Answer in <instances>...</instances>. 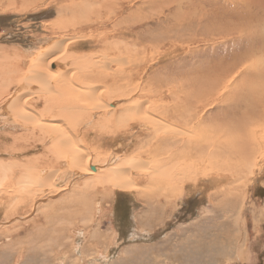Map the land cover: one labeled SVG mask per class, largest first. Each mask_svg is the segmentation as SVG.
I'll return each mask as SVG.
<instances>
[{
    "label": "rangeland",
    "instance_id": "374dc122",
    "mask_svg": "<svg viewBox=\"0 0 264 264\" xmlns=\"http://www.w3.org/2000/svg\"><path fill=\"white\" fill-rule=\"evenodd\" d=\"M15 1L8 6L5 0H0V93H4L0 99L10 97L3 99L5 105L0 108V161L13 172V180H7L4 189L0 187V264H264V154L255 153L257 161L250 174L244 169L245 159L254 151L240 139L243 123L264 129L260 125L264 122V19L256 11V3L212 0L211 5H199L187 0L181 3L180 0H92L89 10L86 6L82 10L78 7L63 14L59 6L69 0H43L40 5ZM107 5L122 13L111 14L110 21L95 22L99 17H110ZM249 8L251 13L237 16V10ZM207 9L209 15L203 14ZM118 20L123 29H111L108 36H103L105 28ZM251 22L258 32L255 37L245 35ZM230 24L238 28L237 33L222 35L219 28ZM59 37L73 39L74 48L67 53L75 57L66 64L57 60L58 69L68 72L62 83L68 85L72 80L70 87L80 98L78 104L87 105L88 113L95 109H89L92 101L78 85L81 72L76 68L99 66L97 60L105 57V68L126 65L127 70L107 83L103 76L97 83L100 87L108 86L110 90L117 83H124L131 89L140 85L151 98L157 91L162 97L158 108L166 109L170 122L179 125L176 120L183 121L189 114L184 128L197 134L199 128L210 133L200 144L192 137L183 136L176 142L191 139L192 154L185 150L191 171L181 194L172 197L170 204L163 202L167 203L168 211L160 219L152 218V214L159 216V207L145 192L135 188L112 190L108 185L86 189L84 178L78 182L72 180L78 178L69 172L70 162L59 158L60 152H64L63 143L55 144V141L59 135L88 129L86 123L74 117L78 116L73 115L74 111H66L64 116L53 119L52 124L36 126L39 132L44 131L33 137V124L27 113L45 111V87L37 82H23L22 76L29 58L39 50L44 52L45 65L48 51L53 47L51 39ZM222 74L226 75L223 83H235L234 100L223 86L214 90L213 82L220 83ZM52 83L55 85V80ZM62 89H55L54 94L58 95L51 105L59 107L72 101L75 104H70L77 106V100H73L76 98L61 93ZM102 91L99 89L98 93ZM12 95L19 96L16 102L12 101L16 97ZM236 103L240 108L237 112ZM250 103L254 104L253 115L250 107L244 116L242 110ZM151 105L154 108L153 101ZM228 109L232 113L226 112ZM134 121L133 118L121 121L118 130L116 123L102 121L98 128L87 133L88 142L81 141L91 152V161L104 165L112 158L147 160L139 156L148 150L146 140L153 137V130L145 122ZM56 123L59 126L53 127ZM10 131L18 138L16 141L8 136ZM46 132L56 134L54 142H40ZM96 132L107 137L108 142L92 143L90 138ZM256 137L262 139L264 133L258 132ZM152 143L157 145L156 141ZM36 144L38 149H31ZM221 151L224 155L215 161L211 154ZM37 155L47 164L41 169H56L49 181L70 184L68 188L53 192L45 183L44 189L32 186V193H26L21 187L13 186L23 168L24 173H30ZM133 169L126 171L135 174ZM232 186L242 196L240 200L237 194L239 202L234 207L231 191L226 197L216 194ZM229 207L235 209L229 220L235 222L240 218L239 235L234 236L231 230L216 242L211 239L207 243L202 236L212 221L206 218L218 215L214 209L229 210ZM225 219L223 215L219 221Z\"/></svg>",
    "mask_w": 264,
    "mask_h": 264
},
{
    "label": "bare ground",
    "instance_id": "6f19581e",
    "mask_svg": "<svg viewBox=\"0 0 264 264\" xmlns=\"http://www.w3.org/2000/svg\"><path fill=\"white\" fill-rule=\"evenodd\" d=\"M5 1L7 2L8 6H12L14 5V3H17L15 0H8V1L5 0ZM27 1L35 2L37 3V5H40L41 1L43 0H27ZM91 1L92 0H78V1L69 0L66 3H63L59 6V11L60 13L64 14V13L76 11L78 7H80L79 10H82L85 6L86 9L89 10L92 7ZM182 1L184 0H180L179 3H181ZM187 1L190 4L193 3L196 4V2H198L199 5H204L205 3H207L206 5L212 4V0H187ZM215 1L218 2L219 0H215ZM235 1L236 0H233V2ZM252 1L256 3L255 4L256 11H260L264 19V0H252ZM46 6L48 5L45 4V7ZM219 6L224 8L223 5H219ZM106 9L108 10L107 14L110 17L106 19H102V17H99L100 20H96L95 22L102 20L110 21L112 18L111 14L116 13V16H118L122 13V10H117V12L112 10L111 5H107ZM242 12L251 13L252 10L250 8L245 11L237 10L236 12L237 16L240 17ZM131 14L132 12L128 13V15L130 16ZM203 14L209 15V10L207 9L206 11L203 12ZM201 18L203 19L204 16H202ZM121 20H128V19H121ZM120 25H121V21L118 20L109 27H106L105 31L103 32V36H108L111 29H116L117 31L123 29L122 27H120ZM241 25H243V23L240 24V26ZM230 26L231 24L228 26L220 27L219 28L220 33L222 35H230V34L232 35L233 34L232 32L237 33L238 28L230 27ZM254 27L255 24L251 22V26L247 28V32L245 35H251L255 37V35H257L258 32L255 30ZM80 31H82V27ZM74 38H76L75 35ZM51 40L53 41L51 43L53 47L50 48L48 51L50 55L46 60L45 65L43 59L44 52L39 50L38 53L33 54V56L29 58V61L26 65L27 69L24 70L22 76V78H25L23 82H37L43 84L45 87L44 98H43V100L45 101L44 102L46 108L45 111L43 113L41 112L36 113L35 111H31L32 113H27L33 124L32 125L34 129L33 137L38 136L42 131H44L42 130L41 132H39L36 126L43 127L45 125V122L52 124L51 121L53 119H56L60 116H64L66 111H71V112L74 111L75 114L73 115H78L74 117L75 118L78 117L80 119V120L78 119L80 123H86L85 126H87L88 128L86 131L82 132L80 130L77 133L78 131L77 130L71 133L70 135L65 133V136L59 135L57 138L54 132L52 134L51 132H46L43 134V137L40 142L44 143L45 140L54 142L56 138L55 144L63 143L64 152H60L59 158L60 160L63 159L67 162H70L69 172H73V175L76 176L75 178H78V179L73 178L72 179L73 181L77 180L78 182L80 178H84L83 188L90 189L91 187L97 185H108L109 187L112 188V190L113 189L133 190V188L138 189L140 190V192L143 193L145 192L146 194L150 195V198L156 202V205H158L159 207L158 208L159 216L156 215V217L155 216L153 217L152 214V218L155 219L158 217L157 219H160V217L165 212L168 211L166 205L167 203H163V202L169 203V201H172V197L181 194L183 187L185 185L184 182L185 180H187L186 176L191 171V163L187 161L186 159L187 154L185 153V150H189L191 152H189L188 154H192L193 143L191 139H189L187 142H183L180 144H176V142L178 141L179 137L183 136L188 138L192 137L200 144L202 140L205 139L204 136L207 137L210 135V133H204L199 128L198 129L199 133L197 134L192 130H187L186 128H184V126L188 125L189 119L187 118V116H189V114L184 116L185 118L183 121L176 120L179 123V125L175 121L170 122L171 120L169 119L166 109H164V107H163L164 110H160L158 108V102L162 97L159 94H157V91L156 94L153 95V98H151L149 93H144V90L142 89V87H140V85H137L136 87H132L131 89H127V86L124 83L123 84L117 83L116 86H114L110 90L108 89V86L100 87L97 83L100 82L103 76L105 77V83H107L108 80L116 79L117 76H119V74H123L127 70L126 65H124L122 68H116V69L105 68L103 66V63L107 62V59L105 57H103L104 59L99 58L97 60L99 62V66H91V67L84 66V67L76 68L77 72L78 71L81 72L80 75H78V80H77L78 85L81 87V90L85 95H90L88 98H91L92 101L89 104V109L91 110V107L95 109V112H93L92 114L91 112L88 113V111L86 110L87 105L78 104V102L80 103V98L77 95V93L74 91V89L70 87L72 80L69 81L68 85L62 83V80L66 77L65 74L68 72L66 71V69L65 70L58 69L56 63L57 60H60L62 64L64 62L66 64L67 60L70 59L72 60L75 58L73 57L72 54L67 53L68 50L74 48L71 46L72 45L71 42L73 39L71 37L68 39H66L65 37H59V38H52ZM252 41L254 40L252 39ZM132 60L137 61V59L134 58ZM91 61L94 62L95 60L91 59ZM225 78L226 75L222 74V76L219 77L218 79L220 83L213 82V84H215L214 90L223 89L224 87V89L228 93V96L231 99H233L234 98L233 92L236 89V87L234 86L235 83H230L227 85L223 83V81L226 80ZM51 80H55L56 84L54 85V83H52L53 84L52 85ZM120 80L121 78H119V81ZM37 85L39 86V84ZM220 85L223 87H221ZM4 87L7 88V85L4 84ZM58 88H63L61 93L67 94L69 97L71 96L73 98H76L73 100H77V106L76 105L75 107L72 106L71 105L73 104L72 101L66 102L68 106L65 104L59 107H55L51 105L54 103V101H52L54 96L58 95V94H54L55 89ZM99 89H103V91L100 94L98 93ZM240 89L245 90L242 87H239V90ZM40 91H42V89ZM183 94L178 93L176 95H183ZM12 96H16L15 99L12 100L14 102H16L19 98V96L17 95H12ZM250 97L251 96H248L247 98L249 99ZM5 98L6 96L0 99V108L4 107L5 101L3 99ZM9 98L6 99L8 100ZM178 98L183 99L182 97H178ZM187 98H185V100H187ZM150 100L153 101L154 108L152 107ZM160 101H162V99ZM9 104L10 106H12L11 101ZM252 104L253 103H250L245 108V110H242V114L244 116H247L248 110L252 106ZM160 106H162V104H160ZM239 109H240L239 105L236 103L235 111L237 112L239 111ZM226 112L232 113L230 109L226 110ZM250 114L253 115L252 107L250 108ZM89 117H92V119L90 120ZM100 118H104V119L102 120ZM127 118H133V120H135L134 122L136 121L145 122L144 125L146 127H150L149 130H153V137L146 140L147 142L146 145L148 150L142 152V154H140L139 156L140 159H142L143 157L148 159L147 160L143 159V161L137 162L134 158L125 159V157H123V158H119V160L115 159L116 160L115 163H114L115 160L113 158L107 161L104 165H98L97 163H93L91 161L92 160L91 152L87 150V147L81 140H83L85 143L88 142V138L86 134L91 133L94 127L98 128L99 126L97 127V124L100 125L102 121H104L105 123L109 122L111 124L116 123L115 126H117L116 129L118 130L119 123L121 121H125ZM195 120L199 121V118H195ZM192 125L195 126L194 124ZM251 125L252 124L245 126V123H243L241 128V136H240L241 141L247 142V144L251 146L252 152L254 151V153L251 154V157L248 156V158L245 159L246 163L244 169H246L250 174L254 172V167L257 161V156L255 153L258 154L261 153V155L264 154V138L258 139L256 137L258 132L264 133V129L257 128L256 126H251ZM260 125L264 126V122L262 121ZM52 126L53 127L59 126V124L56 123ZM113 131L114 130L112 129V133ZM188 131L189 134L188 133L185 134ZM243 131L245 132L243 133ZM7 133L8 136H12L15 141L18 139L15 136V134H13L12 132L11 133L7 132ZM90 139H92V143H97V144H104L108 142L107 137L101 136L100 133L97 132ZM153 141H156L157 144L156 146H152ZM38 147L39 145L36 144L31 149L36 150L38 149ZM152 147H154V149H152ZM223 155H224V151H221V152L212 153L211 157L215 161H217L219 157ZM50 163H52L53 165L52 161H50ZM43 164H44L43 161L37 155L32 161V168L30 173L29 174L24 173L25 170L23 168L21 171L20 178H18L13 183V186H17L18 188L21 187V189L26 191V193H32L31 191L32 186L36 187L39 190H42L44 189L43 185L46 186V184L47 185L49 184L51 186L53 192L60 191L62 189L64 190V188L69 187L70 184L66 185L58 181L50 182L49 179L55 175L54 173L56 172V169L45 171L44 169L41 168L47 164L44 165ZM129 168H134L133 170L135 171L134 172L135 174H132L131 172H127L126 169ZM12 174L13 172L11 167L0 161L1 189H4V184L7 180H13L11 178ZM16 183H18L19 185H17ZM78 190L79 189H77L76 192ZM230 191H231L230 196L232 198V204L234 207L239 202V195H240V200L242 197L241 194L237 193L235 187L232 186L231 188H228V190L227 188L223 190H218L216 194L226 197L228 196V192ZM1 204H3V202H1ZM213 211L214 214L218 213V215H214L206 218L212 221L211 222L212 225L208 226V229L202 236L207 243H209V240L211 239H213L214 242H216V240L219 237L222 238L224 235H226V233L230 234L231 230H233L234 236L239 235V232L242 230V225L239 223L240 218L238 217V220L235 222L229 220V217H231V215L235 211L234 208L229 207V210H227L226 208L225 209L218 208V209H214ZM229 211H231L230 215L228 213ZM223 215L226 216V219L224 221H219L220 217H222ZM140 234L143 233L140 232ZM230 240L233 241V238H231ZM235 244H237V242ZM229 245H231L230 242Z\"/></svg>",
    "mask_w": 264,
    "mask_h": 264
}]
</instances>
